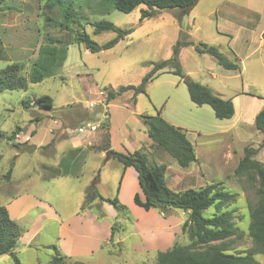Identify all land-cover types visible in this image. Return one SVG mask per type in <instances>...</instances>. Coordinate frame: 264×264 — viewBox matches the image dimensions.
I'll use <instances>...</instances> for the list:
<instances>
[{"label": "rangeland", "instance_id": "rangeland-1", "mask_svg": "<svg viewBox=\"0 0 264 264\" xmlns=\"http://www.w3.org/2000/svg\"><path fill=\"white\" fill-rule=\"evenodd\" d=\"M238 1L197 0L190 8L155 9L143 20H140L141 12L147 9L144 4L129 12L111 7L103 14L83 7L81 26L96 47L116 33H94L92 22L104 18L116 27L131 29L111 48L94 52L72 42L74 31L80 27L74 24L72 30H67L48 24L40 15L39 0H5L0 5V68L18 62L22 74L29 79L46 35L57 39L55 63L41 81L28 82L25 89L0 92V205L8 209L10 217L20 226L21 236L32 235L31 242L24 246L19 240L15 255L20 264H49L55 253L52 245L65 255L69 252L71 261L152 264L156 251L170 247L175 241L187 242L180 230L186 213L173 209L163 216L154 209L137 206L130 195L134 189L139 192L134 179L126 181L119 191L121 162L114 155L106 156L105 151L98 150L104 144L100 124L105 120L113 152L140 149L150 163H164L166 182L171 188L180 190L217 184L225 191L236 193L235 202L227 208L233 210L235 223L243 233L232 243V251L244 253L253 246L248 224L250 207L256 197L252 187L234 175V168L245 146L256 148L254 158L264 163L263 133L241 128L235 136L217 134L228 121L217 119L209 105L194 104L182 79L166 70L149 81L144 92L136 94L135 103L132 90L123 91L105 103L109 91L137 85L155 63L169 59L177 41L193 43L180 46L177 56L190 78L216 88L224 96L244 91L248 94L239 98L245 101L264 97V71L255 64L257 54L244 58L256 47L259 28L255 27L253 34L246 29L237 33L217 19L223 16L226 6ZM215 7L217 12L208 15ZM257 13L261 23L263 12L258 10ZM231 35L237 37L233 48L239 49L243 70L240 67L236 71L226 70L210 54H200L194 48L199 43L213 44L229 60L235 61L228 45ZM247 41L252 43L248 51ZM44 95L52 98L53 107L36 103ZM24 101H28V107L24 106ZM238 101L236 98L237 104ZM96 112L101 115L95 118ZM158 112L168 122L185 129L193 143L197 161L189 167L180 168L171 156L150 147L141 115ZM83 117L95 126L94 130L77 131ZM32 122L37 124L27 144L23 145L21 136L13 139L19 145L7 140L6 136L13 130L19 133ZM29 127L31 131L33 128ZM88 133L91 145L82 147L88 150L87 155L78 157L75 165L68 166L69 170L63 162L58 170L62 177L40 178L45 173L40 163L55 165L61 159H68L73 146L68 137H86ZM90 148L95 152H90ZM94 179L97 192L106 198L117 197L127 207L130 218L99 198L82 208L85 190ZM17 196L21 197L20 202L10 205ZM115 223L116 231L110 240ZM255 259L257 264H264V253L256 254ZM0 264H15V260L5 254L0 257Z\"/></svg>", "mask_w": 264, "mask_h": 264}, {"label": "trees", "instance_id": "trees-1", "mask_svg": "<svg viewBox=\"0 0 264 264\" xmlns=\"http://www.w3.org/2000/svg\"><path fill=\"white\" fill-rule=\"evenodd\" d=\"M5 0H0V5ZM197 0H39L41 13L48 24H54L67 30H72V25L80 27L74 31L72 42L83 44L91 52L99 49H107L114 46L124 38L131 29H121L112 22L102 18L91 23L94 33L113 31L116 35L96 47L93 40L81 26L82 10L86 7L92 13L103 14L113 7L122 12H129L136 6L144 4L147 9L142 10L140 20L152 15L155 9L190 8ZM1 10V6H0ZM77 23V24H76ZM55 37L46 35L44 43L40 46L39 55L32 64L29 79L22 74V66L18 62L7 64L0 68V92L3 90L25 89L28 82L41 81L49 68L55 63L57 46ZM1 44V41H0ZM193 45L191 41H177L173 47L172 56L164 61L157 62L141 78L137 85H125L117 91H109L105 97V103L115 95L126 90H132V101L136 102V94L144 92L146 84L167 70L179 76L184 82L190 100L196 105H209L217 119H229L234 115V105L231 98H224L215 93L210 87L190 78L178 63L177 56L180 46ZM200 54L208 53L215 58L217 63L226 70H237L239 61L229 60L221 50L213 44L199 43L194 46ZM1 51V50H0ZM170 65V66H169ZM167 68V69H166ZM36 103L51 108L52 98L44 95L36 100ZM28 107V101H24ZM146 126V134L150 140V147L161 150L171 156L180 168L189 167L197 161L195 148L188 138L185 129L165 120L160 113L154 115H141ZM256 130L264 134V108L254 118ZM108 123L105 120L100 124L104 132V144L100 151L111 150L107 132ZM18 129V127H17ZM20 130V129H19ZM16 130L6 136L13 145H19L13 141ZM264 146V139L261 142ZM257 149L251 146L243 148V154L234 168V175L252 187L256 202L250 207L248 224V236L253 246L244 253L232 251V243L242 236V231L235 223V215L227 206L236 200V193L225 191L217 184H206L197 188L176 190L166 182V165L164 163L149 162L146 154L136 149L126 153L116 152L115 157L121 162L122 169L132 166L137 172L140 194L133 196L134 203L144 210L154 209L166 216L173 209H180L186 213V218L180 226L181 234L187 238V242L178 241L164 249L156 251L152 264H257L256 254L264 253V163L255 159ZM11 170L7 173L10 174ZM95 179L85 190L84 208L99 198L107 201L120 213L130 218L127 207L117 197L106 198L101 196L95 187ZM209 210H211L209 212ZM116 223L111 227L110 240L116 231ZM21 236L20 226L13 220L7 208L0 205V257L8 254L13 256L15 264L20 261L15 255ZM55 250L49 264H91L82 260H73L63 254L52 245Z\"/></svg>", "mask_w": 264, "mask_h": 264}, {"label": "crops", "instance_id": "crops-1", "mask_svg": "<svg viewBox=\"0 0 264 264\" xmlns=\"http://www.w3.org/2000/svg\"><path fill=\"white\" fill-rule=\"evenodd\" d=\"M230 4L231 5L226 6V9L224 10L223 16L222 17L217 16V19L218 18L221 19L223 22H225L227 25H229V27L236 29L237 33L246 29V31L249 30L248 32L253 34L254 33L253 29L255 27L259 28V30L256 33L257 34V40H258L256 47L254 49H251V47H250L251 45L249 46V44L251 42L250 41H247L248 43L245 42V48L247 47V51L250 49L251 50L249 52H247V54L244 56V58H246L250 55L253 56L256 53L257 59H256L255 64L260 68V70L264 71V0H239L238 2H232ZM216 9L218 10V8L215 7V9L208 11L207 14L209 15L211 12L216 13L217 12ZM258 10H261L263 12V21L261 23L259 22L261 20V18H260V15H258V13H257ZM236 39H237L236 36L233 37L231 35L229 37V40H228V45H230L231 52L233 53V58L234 59L236 58V60L239 61V58H240L239 49L235 48V47L233 48L234 44H236ZM85 50H88V49L85 48ZM240 69L243 70V66L240 65ZM233 71H236V70H233ZM162 72H164V71H162ZM210 88L213 91H215L218 95H221L222 97L231 98V100L233 101V105H234V115L231 118L226 119L228 121V123L221 126V128L217 134H219V135H226L227 134L230 137V136L237 135L236 133H238V131H240L241 128L255 129L256 130V128L254 126V118H255V115L261 109L264 108V97L256 95L257 97L259 96L258 99L253 97V99H251L249 101H245V99L239 98V96H241L242 94H248V93H245L244 91H241V92L237 91V92H233V94H230V96L229 95L224 96V94L222 92H220L219 90H216V88L211 87V86H210ZM221 90H222V88H221ZM236 98L239 100L238 104L235 102ZM52 107H53V105H52ZM100 115H101L100 113L96 112L94 116L96 118ZM85 123H89V122L87 121V118L83 117L79 121V125H80L79 127L83 126ZM35 124H37V123L32 122L29 124V126H32V128H33V129H31V131L29 130L30 127L28 126V129L22 130L21 132L16 134L17 138L19 136H21L23 145L27 144L33 138L34 134H32L33 133L32 131H34L33 126ZM77 131L80 132L78 130V128H77ZM256 131H258V130H256ZM89 134L90 133H88L86 135V137H82L81 135L68 137V139L73 144V146L70 148L71 156L67 155L68 159H66L64 161H62V159H61V161L59 160L60 162L58 161L55 165L48 164L47 162L40 163V168L45 171V173L40 175V178H43V179H47V178L53 179L54 178V179H56V178L62 177V176H59L61 173L58 170H59V166L62 165L63 162H65V167L69 170L68 166L70 167L72 165H75L78 157H80L82 155H87L88 150H86L82 147L84 145H86V146L91 145V141H89V138H88ZM238 137H240V136L238 135ZM110 146H111V144H110ZM89 151L93 152V153L95 152L91 148L89 149ZM96 154H98V153L96 152ZM99 156L102 157L101 155H99ZM133 179L135 180V184L138 185L137 172L132 166H128L125 169H122V172L120 175L119 191H120V188L122 189V187L124 186L126 181H128V180L133 181ZM138 188H139V185H138ZM135 193H136V190L134 189L130 194L131 197H133ZM138 193L140 194V197L143 198V195L140 191V188H139ZM20 198H21L20 196L12 198L13 200L10 201V203H11L10 205H14L15 203L20 202V201H18V200H21ZM10 205L8 206L9 209L11 207ZM31 237H32V235L28 236V233H27V234H25V236L24 235L20 236L19 240L22 242V245L24 246V245L28 244V242H31ZM62 252H63V250H62ZM66 255L71 256V255H69V252Z\"/></svg>", "mask_w": 264, "mask_h": 264}, {"label": "built area", "instance_id": "built-area-1", "mask_svg": "<svg viewBox=\"0 0 264 264\" xmlns=\"http://www.w3.org/2000/svg\"><path fill=\"white\" fill-rule=\"evenodd\" d=\"M87 128H89L90 130H94L95 126H93L91 123H85L83 126L79 127L78 130L80 132H83L84 129H87Z\"/></svg>", "mask_w": 264, "mask_h": 264}, {"label": "water", "instance_id": "water-1", "mask_svg": "<svg viewBox=\"0 0 264 264\" xmlns=\"http://www.w3.org/2000/svg\"><path fill=\"white\" fill-rule=\"evenodd\" d=\"M105 155L108 156V155H115V152L111 151V150H107L105 151Z\"/></svg>", "mask_w": 264, "mask_h": 264}]
</instances>
